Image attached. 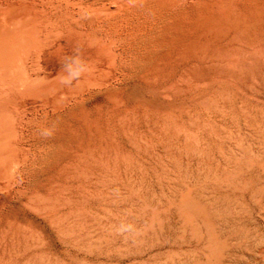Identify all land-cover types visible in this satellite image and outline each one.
I'll return each mask as SVG.
<instances>
[{
	"label": "rangeland",
	"instance_id": "rangeland-1",
	"mask_svg": "<svg viewBox=\"0 0 264 264\" xmlns=\"http://www.w3.org/2000/svg\"><path fill=\"white\" fill-rule=\"evenodd\" d=\"M116 18L39 59L51 92L73 48L91 65L63 113L28 125L32 99L12 105L0 264H264V0H142Z\"/></svg>",
	"mask_w": 264,
	"mask_h": 264
},
{
	"label": "bare ground",
	"instance_id": "bare-ground-1",
	"mask_svg": "<svg viewBox=\"0 0 264 264\" xmlns=\"http://www.w3.org/2000/svg\"><path fill=\"white\" fill-rule=\"evenodd\" d=\"M129 7L128 0H21L9 8L0 5V189L14 187L21 166L18 139L24 129L12 107L20 105L18 95L32 99L31 110L24 106L26 116L32 113L28 125H40V112L47 120L51 113H63L68 104L66 87L42 90L54 80L40 72L39 59L61 53L71 37L97 44L101 29L125 25L116 16ZM79 84L70 93L73 98L80 97ZM8 87L16 90L4 91Z\"/></svg>",
	"mask_w": 264,
	"mask_h": 264
},
{
	"label": "clouds",
	"instance_id": "clouds-1",
	"mask_svg": "<svg viewBox=\"0 0 264 264\" xmlns=\"http://www.w3.org/2000/svg\"><path fill=\"white\" fill-rule=\"evenodd\" d=\"M129 6L135 7L137 4H142V0H128ZM92 71L91 65H89L81 55V49L79 47L73 48V54L63 57L61 61V69L57 74L58 82L61 86L66 88H72L76 83ZM55 125L51 127L42 128L39 131V136L42 139H51L55 134ZM131 225L121 224L118 231L123 233L130 231Z\"/></svg>",
	"mask_w": 264,
	"mask_h": 264
}]
</instances>
